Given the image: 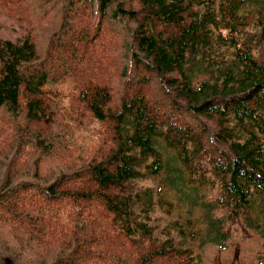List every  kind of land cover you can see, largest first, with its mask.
<instances>
[{
    "label": "trees",
    "instance_id": "1",
    "mask_svg": "<svg viewBox=\"0 0 264 264\" xmlns=\"http://www.w3.org/2000/svg\"><path fill=\"white\" fill-rule=\"evenodd\" d=\"M88 1L87 10L63 1L62 25L43 59L30 38H0V108L14 127L13 144L0 152V264H19L18 249L44 255L56 248L45 264H154L156 257L199 264L193 245L225 248L226 225L238 217L264 235V0ZM104 16L131 34L130 62L164 83L171 101L163 117L141 85L114 106L100 69L89 66V37L104 31ZM89 19L98 21L92 33ZM66 81L80 87L68 112L56 89ZM170 109L213 128L172 123ZM85 112L89 128L113 125V147L89 154L78 141L69 125L84 124ZM29 144L56 162L47 173L55 178L12 182L28 166ZM31 191L55 204L40 205ZM157 207L177 219L162 226ZM98 208L111 222L99 221ZM64 220L70 223L57 225Z\"/></svg>",
    "mask_w": 264,
    "mask_h": 264
},
{
    "label": "rangeland",
    "instance_id": "2",
    "mask_svg": "<svg viewBox=\"0 0 264 264\" xmlns=\"http://www.w3.org/2000/svg\"><path fill=\"white\" fill-rule=\"evenodd\" d=\"M63 1L64 0H0V38L12 42H22L24 39L30 38L35 41L39 56L43 59L48 52L50 43L54 40L53 35L60 30L62 25L64 12L66 11V9L63 8ZM66 1L73 3L80 9L86 10L89 9L91 5L88 0ZM115 1L122 2L127 6L137 5L136 0ZM109 10L111 11V9ZM80 20H86V16ZM80 20L76 21L78 25L80 24ZM97 22L96 19L85 21V24H87L85 29L92 33L96 29L95 26ZM103 22L104 31L95 38L93 36L89 37L92 46L88 58L90 59L89 66L98 67L100 69L99 74L102 78V82L107 83L111 87L113 105L116 106L120 102L122 96L129 97L133 88L137 85H141L149 99L150 105L155 108L153 111L156 114L159 112V115L163 117L164 112L168 110V100H170L169 96L167 98L164 95V93H168V91L163 88L164 83L160 81L158 75H154L147 71H140L130 62L131 53H129L125 47L126 42H131V34L128 36V30L116 24L112 19L108 20L105 16ZM126 68L127 72L124 73ZM81 87L86 90L89 88V85L83 83ZM56 89L60 91L62 102L67 112L74 108L77 104L80 87L78 89L75 87V83L66 81L59 84ZM170 96L172 95L170 94ZM169 115H174L173 119H171L172 123H190L195 127H200L202 126L200 123H203L207 128H213L212 123L209 121L201 120L200 122H196L187 115L179 116L175 112L171 113V109ZM80 117L84 124H80L79 121L76 120L69 125L72 132L77 136L78 141L85 143L89 154H95L101 145H103L104 150H107L111 146L110 139L113 138V125L107 122H92L94 127L89 128L85 124L91 121L90 114L85 112ZM8 122V113L3 108H0V152L9 150L10 146L13 144L14 127L8 124ZM74 152L77 153L78 148H76ZM44 154L45 153L35 147V144H29L28 159L25 162V165L29 162L28 166L26 170H19L12 177V182L19 181L21 178L25 177V175H36L37 181L52 180L55 178L57 174L51 175L47 173L54 170L56 162L52 160L49 161ZM5 155L9 156V153L6 152ZM92 157L97 158L96 155ZM3 177L4 175H2L0 169V181ZM145 183L151 185L152 181L147 180ZM30 193H35L33 194L37 197L35 201L39 204L41 203L40 205L45 206L50 204V202L53 205L55 204L53 201L46 200L41 192V195L36 191H31ZM168 197L170 198V196ZM211 197L209 199H212ZM32 213L35 215L33 207ZM105 213L106 211L101 208H98L94 212V215L102 224L111 222V218L106 216ZM155 217L159 218L157 221L161 222L162 226L165 222L177 219L176 217H168L160 207L156 208ZM233 222L235 223L226 225V230L230 231L231 235L229 241L225 243V248L214 243L203 244L199 241L193 245L194 249L192 253H195L199 264H261L264 260V235L255 230L247 229L245 222L239 217ZM68 223H70L69 220H64L61 224L57 225L65 227ZM112 234L116 239L115 243L121 242L125 247L128 245V240L124 237L116 233ZM109 236L111 237V234H109ZM145 243L147 246L144 247L142 251L144 254H148L150 252V248L148 247L149 244L147 242ZM10 244L14 247L17 246L14 241H11ZM57 249L60 250V248H56L44 255H37L35 252L28 249H18L14 252V255H12L13 253L8 255L14 256L19 264H45L55 259ZM109 249L110 252L113 250L116 253L118 247L116 249L110 246ZM120 256L123 258L125 253H120ZM130 258L135 259L136 255H132ZM153 262L154 264H166L164 261H160L158 257H156Z\"/></svg>",
    "mask_w": 264,
    "mask_h": 264
},
{
    "label": "bare ground",
    "instance_id": "3",
    "mask_svg": "<svg viewBox=\"0 0 264 264\" xmlns=\"http://www.w3.org/2000/svg\"><path fill=\"white\" fill-rule=\"evenodd\" d=\"M152 8V7H151ZM161 8V7H160ZM160 29V28H159ZM157 30H158V28H157Z\"/></svg>",
    "mask_w": 264,
    "mask_h": 264
}]
</instances>
